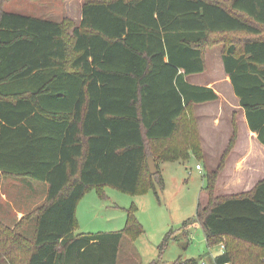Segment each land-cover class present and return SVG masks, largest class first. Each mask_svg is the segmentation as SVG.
<instances>
[{"label": "trees", "instance_id": "1", "mask_svg": "<svg viewBox=\"0 0 264 264\" xmlns=\"http://www.w3.org/2000/svg\"><path fill=\"white\" fill-rule=\"evenodd\" d=\"M7 1L0 180L45 183L48 193L14 228L0 221V264H119L123 239L144 232L136 208L121 231L76 234L78 205L92 191L106 198L107 188L144 193L163 185L160 164L203 159L194 108L218 95L186 78L206 70L209 48L223 46L225 71L264 144V0H84L79 26L7 12ZM233 128L219 167L205 175L208 205L180 229L188 238L200 224L220 252L173 264H264V180L246 194H215ZM32 221L28 239L21 231ZM176 234L167 233L160 256Z\"/></svg>", "mask_w": 264, "mask_h": 264}, {"label": "rangeland", "instance_id": "2", "mask_svg": "<svg viewBox=\"0 0 264 264\" xmlns=\"http://www.w3.org/2000/svg\"><path fill=\"white\" fill-rule=\"evenodd\" d=\"M80 1L84 3V0H13L6 7L10 9L15 7L23 15L37 14L56 22L69 20L77 24L81 12ZM221 49L222 46H217L206 50V72L202 75H196L194 79L205 83L222 78ZM194 111L196 112V106ZM199 124L198 117H196L197 130L200 135ZM230 128L232 130L231 126ZM228 130L227 128V132H223V138L228 137ZM214 151L217 155L218 151L216 149ZM214 158L212 162L216 160ZM198 163L200 162L190 154L188 160L168 161L160 164L159 170L163 177V185L155 180L154 189L150 188L138 195L125 193L114 188L106 189V198L98 197L96 191L90 192L85 196L79 208L78 218L81 228L77 233L121 231L126 226L128 210L135 207L136 217L142 224L144 232L135 242L127 238L123 239L119 264H173L179 259L187 260L207 255L204 258L207 260L209 253L216 255L215 252L220 251V249L216 247L210 250L208 248L206 235L200 224L187 228L188 238L183 237V231H180L186 221L196 216L198 205L202 200L201 194L206 184L205 175L210 171V167H204L202 171H199L196 168ZM16 181H8L9 186L4 183L1 184L3 193L8 192V188L11 187V191L14 193L12 195L14 201H18V195H25L22 192V189H25L22 183L18 181L19 184H16ZM31 182L40 184L36 181ZM41 199L37 202H40ZM2 202H4L3 199ZM201 205L206 207L208 201L205 204L201 203ZM30 208L24 209V216L29 214ZM2 216L6 221L15 222L18 214L5 212ZM35 223V221L31 222L24 229V236H29L32 227H35ZM171 230L177 232L178 238L171 240L160 256L158 247ZM246 252L248 253L247 249ZM209 260L211 261L212 258L209 257Z\"/></svg>", "mask_w": 264, "mask_h": 264}, {"label": "crops", "instance_id": "3", "mask_svg": "<svg viewBox=\"0 0 264 264\" xmlns=\"http://www.w3.org/2000/svg\"><path fill=\"white\" fill-rule=\"evenodd\" d=\"M11 2H13V0L5 2L4 9L7 12L19 13L15 7L11 9L6 7L11 4ZM79 3L81 5V12L79 20L76 24L77 26L80 25L82 20V7L84 4L82 3V1H80ZM27 16L50 20L48 17L37 14H30ZM220 53L221 69L223 71V76L221 79H217L215 81H206L205 83L199 82L196 78L194 79L196 75L204 74L206 72L205 70L203 73L187 76L186 80L191 85L212 88L218 95V99L215 101L196 105L195 114L196 117H198L200 123L199 129L203 151V159L198 164L202 166V170L204 169V167H210V171H208V173L217 170L222 161V157L225 151L230 145V141L234 132L233 123L236 121V123L238 124V135L236 143L229 156L227 157L225 168L220 174L216 183L215 194L218 197H223L237 196L252 192L257 187V185L264 180V144L259 141L257 133L251 130L248 123L246 111L241 107L240 99L235 94L231 79L225 71L222 60L223 46ZM230 126L232 127V130ZM224 127L225 130H223ZM227 128L229 129L227 133L228 137L223 138V132H227ZM222 142L223 144H221ZM215 149L216 151H218L217 155L215 154ZM215 155L216 158H214ZM213 158L216 159L214 160V162H212ZM10 180H17L16 184H19L18 181H20V183H22L23 187L25 188L22 189V192H24L25 195H18V201H14V199L12 198V195H14V193H12L11 187L8 188V181ZM2 183L8 185V192H2ZM47 193L48 186L45 183L38 184L26 179L2 178L0 180V221H2L6 226L14 228L22 219V216H24V209L31 207L28 213L32 212L46 199ZM40 198H42L41 201L37 202V200H39ZM84 198L79 203L77 209V220L79 223V228H81V224L78 218V214L80 205L83 202ZM201 198L202 200L200 203L205 204V202H209V194L205 191H202ZM2 199L4 200V202H2ZM5 212H14L18 214V216H16V221L13 222L4 220L2 214ZM29 224H31V222L22 229V235L24 229L27 228ZM35 229L36 223L35 227H32V232L29 234V236L25 237L28 239H32L35 233ZM77 231L76 234H79L77 233ZM219 252L220 251H216L215 253L218 254Z\"/></svg>", "mask_w": 264, "mask_h": 264}, {"label": "water", "instance_id": "4", "mask_svg": "<svg viewBox=\"0 0 264 264\" xmlns=\"http://www.w3.org/2000/svg\"><path fill=\"white\" fill-rule=\"evenodd\" d=\"M148 165H149V169H150L151 174L154 175V174L158 173V167H157L155 160L153 158H149Z\"/></svg>", "mask_w": 264, "mask_h": 264}, {"label": "built area", "instance_id": "5", "mask_svg": "<svg viewBox=\"0 0 264 264\" xmlns=\"http://www.w3.org/2000/svg\"><path fill=\"white\" fill-rule=\"evenodd\" d=\"M196 168L198 169V170H202V166L200 165V164H198L197 166H196ZM221 250H224V246H222L221 247ZM205 264V263H204ZM229 264V263H228Z\"/></svg>", "mask_w": 264, "mask_h": 264}]
</instances>
